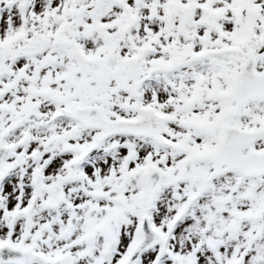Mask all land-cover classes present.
Instances as JSON below:
<instances>
[{
  "label": "snow or ice",
  "instance_id": "1",
  "mask_svg": "<svg viewBox=\"0 0 264 264\" xmlns=\"http://www.w3.org/2000/svg\"><path fill=\"white\" fill-rule=\"evenodd\" d=\"M0 264H264V0H0Z\"/></svg>",
  "mask_w": 264,
  "mask_h": 264
}]
</instances>
